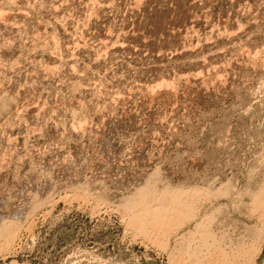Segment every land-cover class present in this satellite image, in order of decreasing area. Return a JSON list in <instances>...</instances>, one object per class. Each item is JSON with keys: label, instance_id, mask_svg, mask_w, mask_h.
Wrapping results in <instances>:
<instances>
[{"label": "rangeland", "instance_id": "obj_1", "mask_svg": "<svg viewBox=\"0 0 264 264\" xmlns=\"http://www.w3.org/2000/svg\"><path fill=\"white\" fill-rule=\"evenodd\" d=\"M0 25V97L11 98H0V217L42 201L29 221L19 213L28 223L0 264H175L209 211L211 253L264 264L250 198L264 186V0H0ZM163 164L175 187L224 193H210L166 247L118 205L127 182ZM79 181L97 188L84 197ZM244 245L250 257L236 255ZM203 251L204 262H184L220 264Z\"/></svg>", "mask_w": 264, "mask_h": 264}, {"label": "bare ground", "instance_id": "obj_2", "mask_svg": "<svg viewBox=\"0 0 264 264\" xmlns=\"http://www.w3.org/2000/svg\"><path fill=\"white\" fill-rule=\"evenodd\" d=\"M85 1V0H84ZM83 2V1H82ZM89 3V2H88ZM83 4V3H82ZM77 7V6H76ZM76 10V9H75ZM1 26V25H0ZM14 26V25H13ZM2 27H3V25H2ZM9 29V28H8ZM16 29V28H15ZM26 35V34H25ZM2 37V36H1ZM17 37H18V35H17ZM3 39V38H2ZM25 39H26V37H25ZM3 41V40H2ZM8 41V40H7ZM11 41V40H10ZM18 41V40H17ZM15 42V41H14ZM8 43V42H7ZM16 43V42H15ZM57 43V42H56ZM5 45V44H4ZM11 45V44H10ZM19 45V44H18ZM32 45V44H31ZM57 46V45H56ZM28 47V46H27ZM22 48V47H21ZM33 48V47H32ZM29 52V51H28ZM249 62V61H248ZM252 63V62H251ZM73 67V66H72ZM3 68V67H2ZM56 69V68H55ZM6 70V69H5ZM13 71V70H12ZM63 71V70H62ZM3 72V71H2ZM55 72V71H54ZM59 73V72H58ZM50 74V73H49ZM71 74V73H70ZM32 75V74H31ZM37 75V74H36ZM61 75V74H60ZM5 76V75H4ZM49 76V75H48ZM53 77V76H52ZM52 79V78H51ZM1 81V80H0ZM50 81V80H49ZM131 81V80H130ZM32 82V81H31ZM30 82V83H31ZM35 82V81H34ZM27 83V82H26ZM39 83V82H38ZM78 83V82H77ZM76 83V84H77ZM37 84V83H36ZM32 85V84H31ZM34 85H35V83H34ZM39 85V84H38ZM1 86V85H0ZM79 86V85H78ZM72 87V86H71ZM31 88V87H30ZM76 88V87H75ZM74 88V89H75ZM32 89V88H31ZM77 89V88H76ZM204 89V88H203ZM101 91V90H100ZM153 91V90H152ZM202 91V90H201ZM39 92V91H38ZM130 92V91H129ZM1 93V92H0ZM75 94V93H74ZM102 94V93H101ZM121 94V93H120ZM2 95V94H1ZM4 95V94H3ZM3 98H5L4 96H2ZM2 97H0V98H2ZM67 97V96H66ZM8 98V95H6V98L5 99H7ZM10 98V97H9ZM8 98V100H11V98L9 99ZM73 98V97H72ZM2 100V102L0 101V117L1 116H6L7 114L5 113V111H6V108H8L7 107V100L6 101H3L4 99H1ZM74 106V105H73ZM39 107V106H38ZM125 107V106H124ZM75 108V107H74ZM208 108V107H207ZM212 109V108H211ZM40 110V109H39ZM38 110V111H39ZM43 111V110H42ZM74 111V110H73ZM79 111V110H78ZM7 112V111H6ZM25 112V111H24ZM5 113V114H4ZM45 113V112H44ZM38 114V113H37ZM4 116V119L5 118H7V117H5ZM125 116V115H124ZM89 118V117H88ZM2 119V118H1ZM0 119V120H1ZM4 119H2V120H4ZM111 120V119H110ZM110 120H108V121H110ZM7 121V120H6ZM9 121V120H8ZM65 121V120H64ZM113 122V121H112ZM8 123V122H7ZM6 123V124H7ZM15 123V122H14ZM64 123V122H63ZM114 123V122H113ZM27 124V123H26ZM65 124V123H64ZM82 124V123H81ZM5 125V124H4ZM140 125V124H139ZM89 126V125H88ZM132 126V125H131ZM154 126V125H153ZM124 127V126H123ZM155 127V126H154ZM1 128V127H0ZM4 128V127H3ZM8 128V127H7ZM31 128V127H30ZM4 130V129H3ZM42 130V129H41ZM76 130H77V128H76ZM131 130V129H130ZM96 131V130H95ZM124 131V130H123ZM98 132V131H97ZM107 132V131H106ZM117 132V131H116ZM128 132V131H127ZM126 132V133H127ZM190 132V131H189ZM101 133V132H100ZM154 133V132H153ZM110 134V133H109ZM118 134H120V133H118ZM122 134V133H121ZM124 134V133H123ZM116 135V134H115ZM2 136V135H1ZM107 136V135H106ZM4 137V136H3ZM113 137V136H112ZM124 137V136H123ZM183 137V136H182ZM1 138V137H0ZM11 139V138H10ZM108 139V138H107ZM114 139V138H113ZM117 139V138H116ZM122 139V138H121ZM3 140V139H2ZM65 140V139H64ZM6 141H9V140H6ZM105 141V140H104ZM116 141V140H115ZM118 141V140H117ZM121 141V140H120ZM122 142V141H121ZM1 143V142H0ZM112 143V142H111ZM113 143H115V142H113ZM120 143V142H119ZM124 144H126L125 142H124ZM124 144H123V146H124ZM141 144V143H140ZM4 145V144H3ZM6 145V144H5ZM114 145V144H113ZM116 145V144H115ZM115 145H114V147H115ZM5 147V146H4ZM61 147V146H60ZM106 147V146H105ZM104 148V147H103ZM109 148V147H108ZM108 148H106L107 150H108ZM113 148V147H112ZM111 148V150H113ZM100 149V148H99ZM105 149V150H106ZM117 149V148H116ZM110 150V151H111ZM7 151V150H6ZM9 151V150H8ZM109 151V152H110ZM108 151H106V153H107ZM185 152V151H184ZM5 153H7V152H5ZM101 153V152H100ZM111 153V152H110ZM10 154V153H9ZM109 154V153H108ZM4 155V154H3ZM7 155V154H6ZM144 155V154H143ZM169 155V154H168ZM182 155V154H181ZM10 156V155H9ZM235 156V155H234ZM5 157H7V156H5ZM11 157V156H10ZM3 158H4V156H3ZM170 158V157H169ZM237 158V157H236ZM10 159V158H9ZM234 159V158H233ZM140 160V159H139ZM255 160V159H254ZM169 161V160H168ZM234 161H235V159H234ZM258 161V160H257ZM11 163V162H10ZM168 163V162H167ZM151 165V164H150ZM166 165V164H165ZM173 165V164H172ZM219 165H220V163H219ZM10 166V165H9ZM162 166V165H161ZM160 165H159V167H161ZM163 166H164V164H163ZM176 166V165H175ZM146 167H148V166H146ZM150 167H152V165L150 166ZM165 167H167V165L166 166H164V169H165ZM171 166H170V164H169V166L167 167V171H165L164 169H163V167L162 168H160V171H162V169H163V171H164V173L163 174H165V175H167V181H165V182H163L165 179L164 178H166V176L164 177V175L158 170V169H156V170H154V171H152V170H148L149 171V173H147L146 175H145V173L143 172V174H141L140 175V173H138L139 174V176L141 177L142 175H143V177L141 178V179H139L138 181H137V179L135 180L134 179V181H135V183H134V181H131L130 183L132 184V187L130 186V188H131V190L129 191V192H127L126 193V191L128 190L127 188H128V186L129 185H131L129 182H127L129 185H127L126 186V188L125 187H123V189H122V191L124 190V188H125V192H122L121 193V195H120V198H119V195L117 196V195H115V196H117L118 198H119V201H118V205L120 206H122V208L124 209V212H126L127 214H130V219H129V221H131V222H134V224H138V230L137 231H139L141 234L143 233V234H146V235H152V234H154V233H157V232H159V234L157 235V236H159L160 235V232H161V235L163 234V236L165 237H163V239H161V242H158L161 246H163V247H166L167 245H168V242H169V238L167 237V236H169V235H172L173 234V231H179V229L184 225V224H187L186 222L187 221H190L189 219H192V218H194V217H196L198 214V211L200 210V207H199V209H198V206L204 201V200H210V193H216V192H218V188L216 189L215 187V185H217V187L219 186L218 185V183H216V181H217V178H218V176H217V178L215 179V177H214V180L212 179V181L214 182L215 180V182H214V188L217 190V191H215L214 190V188H210V187H204L205 185L207 186V184H205L204 186H203V184H202V182H203V180L207 177H205L204 179H202V182L200 183V184H202L201 186H203V188H201V187H198V183L197 184H195V182H193V181H191L190 183H194L195 184V186L193 185V183H192V185L193 186H191V184H190V186L191 187H187L186 185H183L184 183L183 182H181V184L183 185H180L179 187H175L176 185H178V184H176L175 186H173L172 184H175V183H177V179L174 177V176H176V174L173 176L172 174H171V170H174V169H172V168H170ZM173 167V166H172ZM5 168V167H4ZM3 168V169H4ZM169 168V169H168ZM152 169H153V167H152ZM257 169H258V167H257ZM142 170V169H141ZM147 170V169H146ZM228 170H229V168H228ZM125 171V170H124ZM175 171V170H174ZM173 171V172H174ZM178 171V170H177ZM212 171V170H211ZM253 171V170H252ZM120 172H121V170H120ZM119 172V173H120ZM183 172V171H182ZM184 173V172H183ZM253 173V172H252ZM137 174V175H138ZM171 174V175H170ZM174 174V173H173ZM185 174V173H184ZM136 175V177H138ZM163 175V176H162ZM182 175V174H181ZM189 175V174H188ZM191 175V174H190ZM207 175H209V174H207ZM119 176H120V174H119ZM133 176V175H132ZM131 176V177H132ZM135 176V175H134ZM169 176H171L172 177V180H171V177H169ZM178 176H180V175H177V177ZM1 177V176H0ZM118 177V176H117ZM117 177L115 178V180L117 179ZM135 177V178H136ZM139 177V178H140ZM170 179H169V178ZM193 176H189V179H188V177H183L184 178V180H185V178H187V180L189 181L190 180V178H192ZM203 177V176H202ZM211 177H213V175L211 176ZM219 177H221V176H219ZM226 177V176H225ZM120 178V177H119ZM122 178V177H121ZM120 178V179H121ZM133 178V177H132ZM162 178L164 179L163 181H162ZM174 178L176 179V180H174ZM181 178H182V176H181ZM182 178V179H183ZM194 178V177H193ZM223 178V177H222ZM231 178V177H230ZM119 179V180H120ZM182 179H181V181H182ZM207 179V178H206ZM221 179V178H220ZM226 179V178H225ZM250 179V178H249ZM67 180V179H66ZM132 180V179H131ZM192 180H194V179H192ZM201 180V179H200ZM224 180V179H223ZM4 181V180H3ZM98 181V180H97ZM117 181V180H116ZM122 180H120L119 181V183H118V185L120 184V182H121ZM129 181V180H128ZM170 181H175V183H172L171 184V182ZM186 181V180H185ZM187 181V182H188ZM195 181V180H194ZM205 181V180H204ZM208 181H209V179H208ZM207 181V182H208ZM211 181V180H210ZM222 181V180H221ZM228 181H230V180H228ZM78 182V181H77ZM90 183H91V181H89ZM113 182V181H112ZM186 182V184H188ZM198 182V181H197ZM218 182H220V180H218ZM225 181H222V182H220V184L221 183H224ZM227 182V181H226ZM225 182V183H226ZM259 182V181H258ZM76 183V182H75ZM79 183H80V181H79ZM86 183V182H85ZM83 184V182H82V184L80 183L79 184V186L77 187L78 189H77V191L79 190V192H80V194L83 192V195L82 196H84V194L85 193H87V194H89L90 193V190L91 189H93V185H95V184H91L93 187H91V189H90V186H86V184ZM89 183V184H90ZM96 183H98V182H96ZM101 183V182H100ZM114 183H115V181H114ZM179 183V182H178ZM206 183V182H205ZM210 183V182H209ZM208 183V184H209ZM250 183V182H249ZM5 184V183H4ZM99 184V183H98ZM104 184H105V182H104ZM103 184V185H104ZM117 184V183H116ZM126 183L124 182V185H125ZM133 184H134V187H133ZM188 184V185H189ZM230 184V183H229ZM254 184V183H253ZM256 184V183H255ZM264 184V183H263ZM75 185V184H74ZM97 185V184H96ZM118 185L116 186V187H118ZM121 185V184H120ZM210 185H211V183H210ZM213 185V184H212ZM100 186V185H99ZM224 186L225 187V185H220V189L222 188V187ZM102 187V186H101ZM100 187V188H101ZM115 187V188H116ZM184 187L186 188V189H184ZM211 187H213V186H211ZM223 187V188H224ZM231 187H232V185H231ZM237 187V186H236ZM260 187V186H259ZM5 188V187H4ZM95 189L97 188V187H94ZM99 188V189H100ZM119 188H121V186L119 187ZM188 188V189H187ZM255 188V187H254ZM73 189H75V188H73ZM104 189V188H103ZM127 189V190H126ZM213 189V190H212ZM225 189H227V188H225ZM232 189V188H231ZM259 188H257L255 191H253L254 193H253V195H252V193H251V195H250V198H252L251 196H253V201H254V205H256V211L259 213V214H262L263 215V219H264V186L262 187V184H261V187H260V189L258 190ZM98 190V189H97ZM212 190V191H211ZM223 190V189H222ZM2 191V190H1ZM75 191V190H74ZM91 191H93V190H91ZM101 191H103V190H101ZM226 191H228V190H226ZM231 191V190H230ZM229 191V192H230ZM6 192H8L7 190H6ZM5 192V193H6ZM43 192V191H42ZM85 192V193H84ZM98 192V191H97ZM104 192V191H103ZM115 192V191H114ZM220 192V191H219ZM218 192V193H219ZM224 192V191H223ZM33 193V192H32ZM36 193H37V191H36ZM110 193V192H109ZM112 193V192H111ZM212 193V194H213ZM220 193H222V191L220 192ZM237 193V192H236ZM43 194V193H42ZM95 194V193H94ZM101 194V197H106V193H105V195L103 194L102 195V193H99V195ZM115 194V193H114ZM113 194V195H114ZM222 194H224V193H222ZM228 194V193H227ZM241 194V193H240ZM246 194H248V193H246ZM245 194V195H246ZM249 194H250V192H249ZM6 195V194H5ZM32 195H34V194H32ZM31 195V196H32ZM36 196H37V194H35ZM44 195V194H43ZM77 195V194H76ZM91 195H92V193H91ZM216 195V194H215ZM40 196V195H39ZM46 196V195H45ZM80 196V195H79ZM88 196V195H87ZM95 196H97V195H95ZM111 196V195H110ZM110 196H108L109 198H107V199H110V198H112V197H110ZM115 196H113V198L112 199H110V200H112V202H114L113 201V199L114 200H118V198L117 197H115ZM213 197H214V194L212 195ZM217 196H218V194H217ZM230 196V195H229ZM234 196V195H233ZM236 196V195H235ZM3 197V196H2ZM38 197V196H37ZM42 197H44V196H42ZM48 197V196H47ZM50 197H52V196H50ZM74 197H76V196H74ZM73 197V198H74ZM85 197V196H84ZM91 197V196H90ZM216 197V196H215ZM22 198V197H21ZM33 198V197H32ZM45 198V197H44ZM77 198H78V195H77ZM76 198V199H77ZM83 198V197H82ZM88 198V197H87ZM8 199V198H7ZM30 199V198H29ZM33 199H37L36 197L35 198H33ZM32 199V200H33ZM46 199V198H45ZM48 199V198H47ZM46 199V200H47ZM75 199V198H74ZM80 199V198H79ZM83 199H85V198H83ZM92 199V198H91ZM230 199V198H229ZM2 200V199H1ZM43 200V199H42ZM49 200V199H48ZM9 201V200H8ZM28 201H30V200H28ZM35 201V202H34ZM32 203L30 202V203H25V204H27V205H29L28 206V210H26L23 206L25 205H23V206H21V207H23L24 209H25V212L24 213H26V212H28V213H26L28 216H27V218L26 219H28V221H29V218H32L31 216L34 214V212H36V210L38 209V208H40V205H41V203H40V201L41 200H39V198H38V200L36 201V200H34ZM239 201V200H238ZM251 201V200H250ZM23 202H24V200H23ZM42 202V201H41ZM204 202H206V201H204ZM30 204H31V206H30ZM44 204V203H43ZM204 204V203H203ZM116 205V204H115ZM211 205V204H210ZM26 206V205H25ZM42 206V205H41ZM201 206V205H200ZM242 206V205H241ZM20 207V208H21ZM118 207V206H117ZM222 207V206H221ZM255 207V206H254ZM22 208V209H23ZM26 208H27V206H26ZM7 209V208H6ZM19 209V208H18ZM22 209H21V211H22ZM24 209H23V211H24ZM30 209V210H29ZM225 209V208H224ZM253 209H255V208H253ZM1 210H3V208L1 209ZM0 210V211H1ZM11 210V209H10ZM20 210V209H19ZM222 210V209H221ZM13 211V210H12ZM22 211V212H23ZM122 211V210H121ZM206 211V210H205ZM224 211V210H223ZM250 211V210H249ZM252 211H254L255 212V210H252ZM16 212H18L17 214L19 215V213H20V211H17L16 210ZM16 212H15V215L14 216H16L17 214H16ZM21 212V213H22ZM214 212V211H213ZM1 213V212H0ZM10 213H11V211H10ZM13 213H14V211L12 212V217L10 218H8L10 221H7V220H5L4 218H3V216H2V218L0 217V254H3V255H6V254H8V253H10V251H11V247H12V245H13V243H14V240H15V238H17V236H18V234H19V229H20V227L22 226V224H25V223H28L27 222V220H26V222L24 221V223H23V221L21 220V219H19V220H21V221H18V220H16L17 219V217H18V215L16 216V218L15 219H12L13 218ZM20 213V215L22 216V214ZM23 213V215H25ZM255 214V213H254ZM259 214H257V215H259ZM3 215V214H2ZM19 215V217H21ZM210 215V211H209V214H208V216ZM218 215V214H217ZM261 215V216H262ZM207 216V219H204L203 220V222L202 223H200L199 222V224H198V226H197V228H196V231L198 232H196L195 231V233H197L198 234V236L197 237H199L198 239L200 240V241H198V240H196V241H198V245L197 244H195V245H197L195 248H194V250L192 249L191 250V247L192 246H189L184 252H180V254H178V255H176L175 257H174V262H175V264H178V263H180V262H182V263H185L184 262V260L183 259H185L186 260V263L187 262H189V260H192V261H200L201 260V258H202V261L205 259L204 257L206 256L207 257V254L206 253H209L210 254V258H213V256L214 255H217L215 258H217L218 257V261H220V264H233V262H234V260H233V258L232 257H228L227 255H226V251H224L223 249V251H221V249H220V252H219V254H215V251H213V253H211V251H210V247H211V249H212V246L211 245H209V241H210V239H211V236H213V234H211V230H210V228L208 227L209 226V224H212V222H213V220H211L212 219V217H210V216H212V215H210L209 217ZM214 216V215H213ZM4 217H8V215L6 216V215H4ZM26 217V216H25ZM24 217V218H25ZM22 218V217H21ZM23 218V219H24ZM205 218V217H204ZM209 218V219H208ZM211 218V219H210ZM202 219V218H201ZM32 220H34V219H32ZM230 220V219H229ZM137 221V222H136ZM204 221H205V223H204ZM207 221V222H206ZM212 221V222H211ZM216 221V220H215ZM33 222V221H32ZM130 222V223H131ZM136 222V223H135ZM139 222V223H138ZM210 222V223H209ZM209 223V224H208ZM33 224V223H32ZM31 224V225H32ZM133 223H131V225H134ZM257 224V223H256ZM31 225H29V229L32 227ZM24 226H26V224L24 225ZM31 226V227H30ZM186 226V225H185ZM224 226V225H223ZM247 226V225H246ZM249 226V225H248ZM260 226V225H259ZM23 227V226H22ZM211 227V226H210ZM228 227V226H227ZM257 226H254V227H252V226H250L248 229L249 230H253L254 232H256V228ZM190 230V229H189ZM248 230V231H249ZM155 231V232H154ZM261 231V230H260ZM188 232V231H187ZM189 232H191V231H189ZM246 232V231H245ZM171 233V234H170ZM213 233V232H212ZM247 233V232H246ZM189 234V233H188ZM255 234V233H254ZM261 234V233H260ZM259 234V235H260ZM263 234H264V232H263ZM145 235V236H146ZM156 235V234H155ZM193 235H194V233H193ZM187 236H189V235H187ZM195 236H196V234H195ZM194 236V237H195ZM261 236V235H260ZM162 237V236H161ZM184 237V236H183ZM193 237V238H194ZM256 237V236H255ZM155 238H156V236H155ZM215 237H213L211 240H213ZM253 238V237H252ZM157 239H158V237H157ZM160 239V238H159ZM159 239H158V241H159ZM179 239V238H178ZM183 239H185V238H183ZM188 239V238H187ZM192 239V238H191ZM255 239V238H254ZM155 240V239H154ZM216 240V239H215ZM214 240V241H215ZM242 240V239H241ZM157 241V240H156ZM180 241V240H179ZM184 241V240H183ZM186 241V240H185ZM185 241H184V243H185ZM187 241H189V240H187ZM195 241V240H194ZM213 241V242H214ZM217 241V240H216ZM225 241V240H224ZM245 241V240H244ZM253 241V240H252ZM190 242V241H189ZM212 242V241H211ZM210 242V243H211ZM213 242L211 243V244H213ZM217 242H219V240L217 241ZM217 242L216 243H214V244H216L217 245ZM243 242V241H242ZM178 243V242H177ZM183 243V242H182ZM183 243V244H184ZM187 243V242H186ZM194 243V242H193ZM240 243V242H239ZM255 243V242H254ZM188 244H190V243H188ZM213 244V245H214ZM219 244L220 243H218V247H219ZM181 245V244H180ZM180 245H178V250H179V246ZM215 245V246H216ZM14 246H15V244H14ZM14 246L12 247L13 249H14ZM245 246V245H244ZM254 246V245H253ZM218 247L216 246V248L218 249ZM240 247V246H239ZM215 248V249H216ZM221 248H222V246H221ZM259 248V247H258ZM12 249V250H13ZM175 249V248H174ZM214 249V248H213ZM214 249V250H215ZM183 250V249H182ZM203 250H206L207 252H205V256H202V254H201V251H202V253L204 252ZM251 250H253V249H251ZM251 250H250V248H246V246L242 249V247H241V250L239 251L238 250V253H236V255H238L239 254V252L241 253V254H244L245 255V257L246 256H249L252 252H251ZM181 251V250H180ZM178 252V251H177ZM216 252H218V251H216ZM174 253V252H173ZM177 254V253H176ZM204 254V253H203ZM209 254H208V256H209ZM227 256V257H226ZM239 256V255H238ZM251 256V255H250ZM249 256V257H250ZM185 257H188L189 258V260L187 261V259L185 258ZM208 258V257H207ZM210 258H209V260H210ZM199 259V260H198ZM207 260V259H206ZM212 260V259H211ZM191 261V262H192ZM249 261V260H248ZM204 262V261H203ZM212 262V261H211ZM185 263V264H186ZM193 263V262H192ZM209 263H210V261H209ZM219 263V262H218ZM235 263V262H234ZM246 263V262H245ZM13 264H15V263H13ZM173 264V263H172Z\"/></svg>", "mask_w": 264, "mask_h": 264}]
</instances>
